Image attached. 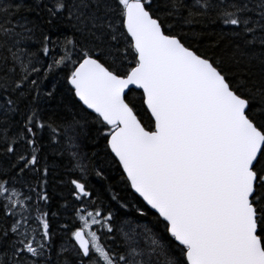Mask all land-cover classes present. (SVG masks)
<instances>
[{"label":"snow or ice","instance_id":"1","mask_svg":"<svg viewBox=\"0 0 264 264\" xmlns=\"http://www.w3.org/2000/svg\"><path fill=\"white\" fill-rule=\"evenodd\" d=\"M0 264H264V0H0Z\"/></svg>","mask_w":264,"mask_h":264},{"label":"trees","instance_id":"2","mask_svg":"<svg viewBox=\"0 0 264 264\" xmlns=\"http://www.w3.org/2000/svg\"><path fill=\"white\" fill-rule=\"evenodd\" d=\"M26 5H34V0H24ZM37 11H32V12H25L21 11L19 13L20 16H28L29 19L35 20L37 23L41 24V27L47 28L48 25L41 23V17L43 16V13H41L39 16L37 15ZM220 31V27L217 24L216 26H210L208 31ZM217 39L215 36H206L201 40V43H206L210 40ZM227 43V38L221 41V44ZM257 51L259 49L257 48ZM252 75L256 80H259L262 76V70H261V64L259 63L258 60H254L252 63ZM52 80L49 79L48 81L45 82V87L44 91H47L51 87ZM63 92V88L61 86L57 87L56 93L53 95L51 99H45L44 101L41 102L40 107L44 109L45 113L47 115H54L58 114L60 107H62V101L66 102L67 101V96H62L61 93ZM23 107V105L21 106ZM19 114L13 116V120H20ZM22 122V121H21ZM50 160H51V154H49ZM60 167L59 168H54L50 171L48 175V185H47V192L49 196L51 197L49 204H48V210H49V216L51 219V222L53 224L54 228H58L60 225H63L65 223H68L67 216L68 213L64 212L62 209V205L64 204V200L62 199L61 194L66 195L67 194V187L63 184L60 183L61 179H70L74 177H69L64 175V170H63V164L66 163V161L59 162ZM90 183L98 190L103 192V188L105 183H111L112 180L117 179V177L113 174V176L109 179V181L105 182L100 180L99 178L95 176H89L88 177ZM33 183H35V178H33ZM114 191L120 192L122 195L124 194L121 191V188L117 186ZM138 198V197H137ZM105 199H107V196H105ZM139 199V198H138ZM43 203V202H41ZM122 211H129L127 209L122 210ZM56 212L57 216L56 217H51V213ZM150 218V217H149ZM143 223H147V220L142 221Z\"/></svg>","mask_w":264,"mask_h":264},{"label":"water","instance_id":"3","mask_svg":"<svg viewBox=\"0 0 264 264\" xmlns=\"http://www.w3.org/2000/svg\"><path fill=\"white\" fill-rule=\"evenodd\" d=\"M132 87H134V86H132ZM137 195V197H138V194H136ZM139 198V197H138ZM139 199H142V198H139ZM154 211V210H153Z\"/></svg>","mask_w":264,"mask_h":264}]
</instances>
